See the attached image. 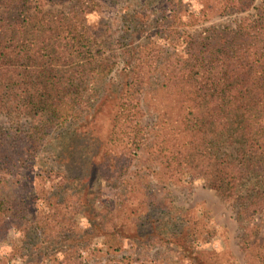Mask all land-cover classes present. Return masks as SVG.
Instances as JSON below:
<instances>
[{
    "label": "trees",
    "instance_id": "1",
    "mask_svg": "<svg viewBox=\"0 0 264 264\" xmlns=\"http://www.w3.org/2000/svg\"><path fill=\"white\" fill-rule=\"evenodd\" d=\"M69 1L0 0V114L33 121L28 129L17 123L0 125V241L11 218L26 207L24 190L29 188L23 184L17 191L7 175L34 164L54 131L66 122H79L81 114L88 115L80 125L87 123L97 134L96 117L108 109L107 135L98 132L95 137L101 143L96 164L105 180L117 178L132 163L135 151L154 149V161L165 177L181 183L188 172L225 201L236 203L250 250L248 264H264V226L256 220L264 210V10L256 20L240 19L235 28L213 26L200 34L182 33L181 26L246 12L255 0H198L197 5L160 0L155 23L159 27L148 36L144 28L154 23L151 13L143 11L138 19L129 16L131 33L141 37L122 48L124 64L111 82L107 79L120 63L115 60L119 55L102 54L107 25L89 17L99 4ZM159 72L167 74L162 86L171 110L166 113L167 127L162 131L161 126L151 142L142 121V99ZM252 168L262 180L248 185ZM50 176L57 179L53 190L67 195L61 199L58 191L50 195L35 219L44 233L63 236L71 224L69 215L72 221L82 209V199L68 193L72 183L68 175L52 171ZM145 177H139L140 191L135 192L141 195L138 214L145 212L136 218H142V224L124 223V232L147 247L175 244L179 256L196 264H217L215 251L195 247L203 226L198 221L188 219L182 239L159 232L160 215L172 211L150 193ZM123 186L120 191L116 185L122 200L96 214L95 224L104 232L120 233L118 223L135 183L125 181ZM73 263H80L74 254L61 264Z\"/></svg>",
    "mask_w": 264,
    "mask_h": 264
},
{
    "label": "rangeland",
    "instance_id": "2",
    "mask_svg": "<svg viewBox=\"0 0 264 264\" xmlns=\"http://www.w3.org/2000/svg\"><path fill=\"white\" fill-rule=\"evenodd\" d=\"M79 1L85 3L83 0H70L68 3L81 4ZM93 1L100 7L89 17L93 21L102 19L107 25L106 32L102 36L106 42L102 54L119 55L115 60L120 63L107 79L112 82L118 78L117 74L124 64V59L120 56L122 48L128 42L138 41L137 39L141 37L139 33L138 35L131 33L133 24L129 16L138 19V15L144 13L143 11L151 13V19H155L154 23L151 22L144 28V34L148 36L150 31L159 27L158 23H155L160 13V0ZM180 1L197 5L198 0ZM261 9L264 10V0H255L252 8L246 12L214 17L193 26H181L179 31L200 34L213 26L235 28L240 19L256 20ZM183 17L186 18V15ZM162 22L163 20L160 21ZM166 75L160 72L154 75L152 83L143 93L142 121L147 127L146 131L151 142L158 135L159 128L162 126L163 131L168 124V120L167 124L165 122L166 113H169L171 107L165 87L162 86L166 82ZM87 115L81 114V120L79 122L73 120L74 124L70 122L61 124L62 126L54 131L52 142L41 151L34 164H26L17 175H7L9 184H12L17 191L23 184L28 185L29 188L24 190L27 193L26 207L20 209L19 213L11 218L10 228L0 241L1 264H61L66 261V256L70 258L72 254L78 259L79 264H196L191 258L179 256L177 252L180 250L175 244H168L170 249L167 243L156 246L149 244L147 247L145 243H139L124 232V223L133 226L135 222L136 225H140L143 221L139 216L136 220L137 215H143L145 212L142 210L138 214L141 195L135 193L140 191L138 185L142 174H146L145 179L149 181L150 193L172 211L160 215L163 217L157 221L161 222L160 233L182 239V234L190 225L188 219L198 221L203 226L195 242L197 249L215 251L213 257L217 264L249 263L250 250L245 245L246 234L244 236V226L237 217L236 203L225 201L213 188L207 186L204 180L188 172L182 177L181 183L165 177L160 166L154 161V149L145 147L144 150L135 151L132 155V163L120 172L117 178L105 180L96 164L98 161L96 155L101 143L95 137L98 132L102 137L107 135L111 112L105 109L96 117L97 134L87 123L85 127L80 125V122L83 123L87 119ZM12 123L28 129L33 121L28 116L11 120L5 114H0L1 126L10 127ZM170 128L168 127L169 134L173 137ZM52 171L68 175L72 181L68 184V193H77L82 199V209L73 214L72 221L69 215L71 224L63 236H54L50 230L44 233L35 219V213L42 209L50 195L54 196L57 191L63 195L60 199L67 195L62 189L53 190L57 179L50 176ZM246 179L248 185L262 180L254 168L249 171ZM125 181L135 183V186L127 195L129 205L126 204V210L122 211L123 220L118 223L120 233L113 230L104 232L95 224L96 214L122 200L123 195L119 197L117 193L123 191L121 187H124ZM116 185L121 186L120 191ZM13 190L15 189L11 188V191ZM173 215H176L175 220L172 218ZM256 220L264 226V210L259 213ZM139 234L138 229L137 235ZM203 241H206V246L202 245ZM71 261L75 262L72 258Z\"/></svg>",
    "mask_w": 264,
    "mask_h": 264
}]
</instances>
